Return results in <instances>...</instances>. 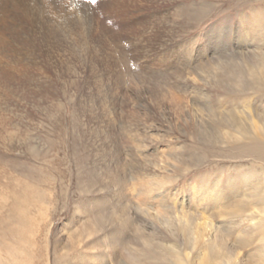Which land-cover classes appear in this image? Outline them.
I'll use <instances>...</instances> for the list:
<instances>
[{
  "label": "rangeland",
  "instance_id": "rangeland-1",
  "mask_svg": "<svg viewBox=\"0 0 264 264\" xmlns=\"http://www.w3.org/2000/svg\"><path fill=\"white\" fill-rule=\"evenodd\" d=\"M92 7L88 45L48 37L36 71L0 80V264H264V148L240 151L225 135L251 132L246 106L264 125V82L250 76L263 60L264 0ZM203 60L212 65L202 129L160 101L173 88L197 94L177 77Z\"/></svg>",
  "mask_w": 264,
  "mask_h": 264
},
{
  "label": "bare ground",
  "instance_id": "bare-ground-1",
  "mask_svg": "<svg viewBox=\"0 0 264 264\" xmlns=\"http://www.w3.org/2000/svg\"><path fill=\"white\" fill-rule=\"evenodd\" d=\"M89 1H90V3H89ZM94 1L95 0H71L70 2L67 3L66 1L64 2V0H0V22L2 23V21L5 20V19L6 20L9 19V20L13 21V26L8 27V28H3L4 25H2V26L0 25V69H1V71H0V80L5 78L6 77L5 75L7 73L12 72V71L14 73L18 72L17 70H22V71L25 70L27 73L36 71L39 68V66H40L39 63H37V58H39L38 55H37L38 48L39 47L42 48L43 46H45V49H44L43 52L44 53L45 52L46 53H50V48H48V49L46 48V46L50 42V38L48 39V37H53V36H56V35H59L60 33H62V35H59V36L60 37H64L63 41L65 43H68V42L69 43H75L76 41H80V42H84L83 45H88L90 43V41H93L92 39L94 37H93V33L92 32H93V30L95 28L94 23L96 21L95 20V15L93 14V13H95V12H93L95 9H93V7H92ZM73 25H79L81 27L80 28L81 32H80V34H78L77 39H75L74 37H73L74 39H72L70 37L72 35L71 31L73 30ZM49 30H52V31L50 32ZM16 39H20V43H17V42L15 43ZM95 39H96V37H95ZM251 44H253V43H251ZM73 47H75V46H73ZM88 48L89 47L86 46L84 51L88 52V50L91 49V48L90 49H88ZM56 52H58V51H56ZM75 52H77V51H75ZM260 53H259V55L257 57L256 56L255 57L256 58L259 57V59H263V60L261 61V64H259V65L255 64V65H251L250 66V76L253 75V74L255 76L258 75V76H260L259 79H261L264 82V54L262 53V55H260ZM5 54H8V56H10L12 59H9V61H7L5 59ZM83 54H84V52H83ZM86 55H88V54H86ZM242 59H243V62L247 63L248 60H245L243 57H242ZM56 61H58V59H56ZM84 63H86V62L84 61ZM11 65H13V66H11ZM210 65H212V61L203 60L202 63L190 68L189 70H186L187 72H182L183 70L179 71V76L177 77L178 80L181 81L185 87H188L192 91L193 94L194 93H197V94L191 95V96L190 95H185L183 97H180L179 93H178V90L173 88V89H171V92L169 91V93L167 94L168 97L166 98V100L164 99V100L160 101L162 103H166L167 105H169L170 109L174 110V112H176V113H180L183 110L187 114V116L190 118V120L193 123H196V125L201 127L202 129H203V126H204L203 125V120H204L203 115H204V113L206 111H208L207 107H208V104H209V101H210L209 97H208V94L205 92L206 87H210V83H211V79H210L211 75L209 76L208 75L209 73H207V71H206L207 68L210 67ZM245 65H248V64H245ZM222 66H223V62H221V63L218 62V68L222 69L223 68ZM6 67H8L10 69V70H8L9 72L8 71H4L3 72V70L6 69ZM57 70L58 69H56V71ZM39 71L42 73V75L46 74V72H45L43 67H41L39 69ZM10 75H11V73H10ZM160 76L162 77V75H160ZM247 76H244V77H247ZM248 77H247V79H248ZM10 80H11V78H10ZM143 80L141 81L142 83L145 82ZM158 80H160V79H158ZM249 80H250V77H249ZM255 80H256V78H255ZM260 83H262V82H260ZM199 89L204 90V91L200 92ZM197 91H199V92H197ZM259 93H261V92H259ZM186 97H187V99H186ZM240 98H243V97H240ZM247 100H249V99H247ZM243 104L241 103V106ZM248 105H250V104H248ZM242 107H244V106H242ZM148 108H150V107H148ZM250 108H251L250 106H246L244 108L243 112H242L243 114L247 115V117L250 119V121L252 123V124L251 123L250 124L247 123V124L249 126L253 125L252 126L253 129H251L250 133H246L239 125H235V126H232V127L225 126L226 129H227L225 135H227L228 138H230V141L232 140L230 142L231 144H228V145H231L230 147H232L234 149H240V151H245V152L246 151L253 152V151H257L259 149L264 148V125L261 126V128L257 127V124H256V122H254V120H255V118H257L256 114H258V113H256L257 111H255V110L253 111ZM209 116H211V115H209ZM223 120H225V119H223ZM261 122H262V120H261ZM262 123H264V122H262ZM257 130H259L260 132H258ZM224 133L225 132H223V134ZM115 155H117V154H115ZM161 162H159L158 164H160ZM151 168H152L153 171L155 169H158L156 164L153 167L151 166ZM263 172H264V170H263ZM262 177L264 178L263 175H262ZM139 183H141V182H139ZM151 194H153V193H149V195H151ZM160 195L161 194H159V193L157 194V196H160ZM259 195H262V194L259 193ZM146 196H148V195H146ZM146 196H145V198H146ZM158 199L162 200L160 198H158ZM263 200H264V198H263ZM263 200L262 199L260 200L261 201V205H264V201ZM132 205H134V204L132 203ZM256 206H258V205H256ZM128 207L129 208L133 207V209L136 210L135 213H134V216H135V220L137 222H141V220H142V223H144L145 225L149 224V222H150L149 221V216H147V214H144V213H146L145 210H143L144 213H142V212H140L141 210H138L135 206H131V207L128 206ZM137 207L139 208L138 205H137ZM259 210L260 211L262 210V212L264 213V206H263L262 209L259 208ZM146 211H148V210H146ZM136 221H135V223H136ZM183 221H185V220H183ZM153 225H154V223H153ZM189 225H190V223H189ZM205 225H207V224H205ZM196 226H198V224H196ZM198 227H200V226H198ZM153 229H155V227ZM209 230L211 231V226H210ZM193 231H196V230H193ZM218 232H219V230H218ZM201 233H202V231H200V233L198 232V236ZM204 233H205V231H204ZM210 234H211V232H210ZM214 234H217V231H215ZM211 236H212V234H211ZM202 237H204V236H202ZM202 237H201V239H203ZM196 238H195V240L199 241V239L198 238L196 239ZM205 238H206V236H205ZM227 241L228 240H226V242ZM240 242L241 241H239V243ZM204 245L206 246V244H204ZM204 245H202V246H204ZM220 245H222V244H220ZM173 253H175V252H173ZM177 254H180V253L176 252V256H177ZM228 255H230V254H228ZM177 258H178V256H177ZM227 260H228V258H227ZM177 261H180L179 263L177 262L178 264H184V263L181 262V260L177 259ZM203 263H205V259H204Z\"/></svg>",
  "mask_w": 264,
  "mask_h": 264
}]
</instances>
